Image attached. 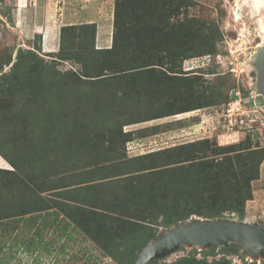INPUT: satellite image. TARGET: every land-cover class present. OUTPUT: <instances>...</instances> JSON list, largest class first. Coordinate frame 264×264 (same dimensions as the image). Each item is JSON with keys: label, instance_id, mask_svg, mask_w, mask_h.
Listing matches in <instances>:
<instances>
[{"label": "rangeland", "instance_id": "obj_1", "mask_svg": "<svg viewBox=\"0 0 264 264\" xmlns=\"http://www.w3.org/2000/svg\"><path fill=\"white\" fill-rule=\"evenodd\" d=\"M17 2V0H0V55L3 56L4 61L11 56L10 63L4 65L0 73V75L7 73L8 77L4 75L0 77V84L7 88L16 83L17 85L28 83L23 76L25 71H20L21 76H10L13 73L10 68L19 51L35 50V47H40V51L35 50V52L47 62H51L48 56L58 51L56 49V52L45 53L42 35L32 33L34 29L38 30L49 0H38L37 5L30 7V11L25 14L19 12ZM180 2L186 5L181 7L177 17H172V21L179 20L178 22L185 25L190 20L188 27L190 34L189 37H185L184 32L181 31L180 35L175 34L177 40L174 38L170 44L180 54L187 53V56L179 65H174L172 71L169 68L161 69L164 72L159 76L161 85L157 88L153 80L152 94H126L129 98L119 94L122 110H119L118 116L120 120L126 119L130 122L127 118L136 114L139 109L146 118L153 114L158 115L166 104L170 107V102L181 96L192 97L195 101L192 105L197 109L128 125L113 124L114 120L103 124H90L84 121L74 123L75 126L72 125L67 131L60 126L64 121L68 123L75 120L70 117L68 108L76 104L73 96L76 93L75 87L68 85V82H64L58 75H51L42 80V74L36 70L41 79L35 84L33 80H36L31 78L30 82L34 90L28 84L26 90L29 94L13 92L6 95L9 108L21 112L28 109L29 112L37 113L40 128L47 129L44 135L41 134L42 142L39 143L37 155L39 159L48 161L45 164L36 162L33 165V172L36 174L34 187L43 198H47L48 203L51 200L48 204L50 210L57 211L60 217L66 218L67 210L78 213L77 208L71 209L78 206L71 203L76 197L77 200L88 203L87 208L92 209L91 206L94 204L110 206L108 204L118 190H123L124 194L128 182H121L114 187L110 180L100 181L102 176L121 177L129 171L150 169L154 176L145 178L146 185L160 188L162 182L168 183L169 180L168 184L176 187L178 183L174 182L177 173H187L189 165L216 166L222 163L226 177V172L230 174L229 176L235 177L234 172L239 168L243 169L250 164L257 166L252 169L253 173L243 178L238 176L234 180L238 181L243 190L251 193V198L245 202L243 211L236 215L229 211L223 212L222 216L225 217L223 219L245 223L264 221V109L254 105L255 82L251 67L255 52L264 46V0H180ZM23 20L25 24L21 25ZM215 27L221 35V40L215 45V53H210L209 44L216 32L214 30L207 34L204 33V28L215 29ZM57 43L59 46V41ZM1 56L0 64L4 62L1 61ZM58 65L60 66H57V70L60 72L77 69L76 65L70 66L67 62ZM231 69L235 70V74L231 73ZM181 77L185 79L181 80ZM114 82L111 81L112 84ZM114 89L110 87L109 91L114 92ZM1 90L0 94H3ZM85 91L95 98L101 91L106 92L101 85L95 86L92 93ZM17 94L19 95L15 97L14 95ZM24 95H28L25 101ZM234 101L239 104L241 114L244 110V116H253L254 124H247L245 120L243 121V115H238V111L234 110V115L236 118L241 117L242 123L237 119V125L233 122L232 127L228 128L226 110L238 106L237 104L228 106ZM152 102L153 105L150 104ZM64 108L67 109L66 115ZM72 109L81 113L82 104L76 108L71 107ZM83 118L85 117L80 119ZM107 123L109 124L106 125ZM70 134L74 137L70 138ZM20 135L25 136V131L22 130ZM190 143L192 145L185 146L182 151L180 149L166 151L174 146ZM0 147L9 151L12 158L21 160L19 153L8 148L7 139L3 138L2 134H0ZM226 147L232 149L226 150ZM159 150L164 151L161 156L134 161L139 156ZM35 154H30L29 157ZM239 155L242 157L236 161L234 157ZM229 158L232 164L228 163ZM82 162L88 163V166L82 168ZM104 168L110 169L102 172ZM1 170H11V167ZM86 172L88 175L84 177ZM7 177L6 174H0V185L6 187L5 191L2 186L0 187L2 208L8 206V202L14 201L23 191L21 186H15L16 192L12 193L9 189L11 183ZM87 181L96 182L95 184L98 185L95 186L98 187H93L94 184L89 183L88 189H83L85 187L81 186L73 189L63 188L70 182L75 184ZM53 188L60 189L50 191ZM19 197L21 198V195ZM210 200L221 207L220 201L216 198L210 197ZM157 218L159 221L162 220V216ZM240 218L242 221H239ZM78 219L84 220L79 217ZM193 219L201 218L196 216L189 218V220ZM66 220L70 221V219ZM70 222L72 223L71 238L59 235L60 228L55 229V233L43 235L41 243L34 239L30 248L14 245L13 249H5L0 253V264L2 261L7 264H117L105 256L103 249L93 244L76 227L75 221ZM164 229L166 228H158L157 234ZM23 230L25 231L24 228ZM19 237L26 245L29 234L21 233ZM211 249L213 250L181 247L175 253L156 260L157 264H173L178 259L192 254L197 261L192 264H264V252L261 256L252 258L243 253L240 245L235 249L230 248L229 253L219 248Z\"/></svg>", "mask_w": 264, "mask_h": 264}, {"label": "trees", "instance_id": "obj_2", "mask_svg": "<svg viewBox=\"0 0 264 264\" xmlns=\"http://www.w3.org/2000/svg\"><path fill=\"white\" fill-rule=\"evenodd\" d=\"M183 5L186 4H182L180 0H114L113 28L109 48H95V25L86 24L64 26L60 29L58 51L48 56L51 62L44 61L42 57L37 55L35 50L40 51V47H35V50L19 51L10 68L13 70L10 76H21L19 75L20 71H25L23 76L28 83L24 85H17L16 83L9 88L0 84V89L5 94H0V134L7 139L8 148L15 150L22 158L21 160L14 159L9 151L7 152L0 147V157L11 167V170L0 169V174L8 176V181L12 184L9 186L12 193L16 192L15 186H21L23 191L15 197L14 201L8 202V206L0 207V253H3L5 249H13L14 245L30 248L34 239L41 243L40 240H42L43 235L45 236L50 232L55 233V229L58 228L61 230L59 235L71 238L70 225L72 223L70 221H75L76 227L93 244L103 249L105 256L117 264H132L136 252L156 236L158 228H168L179 222H185L191 216L214 220L225 218L222 213L226 211L233 212L235 215L241 214L245 202L251 198V193L243 190L238 181L235 182L234 180L238 176L243 178V176L253 173L251 172L252 169L257 167L254 164L236 170L234 172L235 177L229 176L228 172L225 173L227 177L224 175L225 167L222 163L216 166L191 164L187 167V173H177L174 182L175 184L178 183L176 187L168 184L170 183L169 180L168 183L162 182L160 188L159 186L152 188L153 186L146 185L144 183L145 178L154 176L150 169L129 171L121 177L102 176L100 181L110 180L114 187L121 182H128L124 194L123 190H118L108 204L110 206L94 204L91 206L92 209H88V203L81 202L76 197L71 203L78 206L71 209L77 208L78 213L67 210L66 218L60 217L57 211L50 210L48 204L51 200L48 203L47 198H43L34 187L36 174L33 172V165L36 162L45 164L48 161L39 159V155H37L39 143L42 142L41 134L44 135L47 129L40 128L37 113L29 112L28 109L21 112L7 106L6 99L8 96L6 95L13 92L29 94L26 90L28 84L34 90L30 80L34 78L36 81L33 80V83H38L41 76L36 70H39L43 76L42 80L51 77V75H58L64 82H68V85L75 87L76 94L73 96H75L76 104L71 107L76 108L82 104V112L79 113L75 109L71 110V107L68 108L71 116L69 113L68 115L75 120L62 123L60 127L67 131L72 125L75 126L74 123L84 121H88L90 124H103L114 120L113 124L128 125L197 109L195 105H192L195 103L192 97L181 96L170 102V107L166 104L158 115L153 114L146 118L139 109L136 114L127 118L130 119V122H127L126 119L120 120L118 116L119 110H122L119 94H124L125 98L128 97L126 94H152L151 82L154 80L157 88L161 85L159 76L164 74L161 69L169 68L172 71L173 66L179 65L187 56V53L180 54L170 44L176 37L175 34L180 35L181 31L184 32L185 37H189L190 20L185 25L178 22L179 20L172 21V17H177V14L181 12ZM214 30L216 35L210 41V48L208 49L210 53H215V45L221 40V35L216 27L215 29L204 28V33L207 34ZM175 40L177 39L175 38ZM1 59L4 61L3 56ZM5 59L0 64V73L3 66L10 63L11 56ZM64 62L69 63L70 66L76 65L77 69H69L65 72L58 71L57 66H60L58 63ZM3 75L8 77L7 73L1 74L0 77ZM183 79L185 77H181V80ZM112 80L115 81L113 84L111 83ZM97 85H101L106 92L101 91L100 94H95L98 96L96 98L92 94L86 93L85 90L92 93ZM110 87L115 88L114 92L109 91ZM18 95L14 96L17 97ZM27 97L28 95L23 96L24 101ZM150 104L153 105L154 102ZM87 105L89 106L87 107ZM66 112L67 109L64 108V115ZM82 117L85 118L80 119ZM22 130L26 134L23 137L20 135ZM88 130L92 131V129ZM109 130L107 129V131ZM69 137L74 136L70 134ZM188 145L192 144H185L184 147L174 146L166 151L169 152L171 149L182 151ZM225 149L231 150L232 148L226 147ZM163 152L159 150L144 154L134 161L161 156ZM34 153L36 154L29 157L30 154ZM241 157L239 155L234 158L238 161ZM227 161L232 164L230 158ZM82 164V168L88 166L86 162H82ZM109 169L104 168L102 172ZM215 169L218 170L208 173V171ZM87 175L88 172L84 174V177ZM89 183L96 182L87 181L75 184L70 182L63 188L73 189V187L81 186L85 187L83 189H88ZM1 186L5 191V185L1 184ZM58 189L60 188H53L50 191ZM91 197L92 194H90V199ZM210 197L219 200L221 207L213 203ZM70 207L72 206L70 205ZM158 216H162V220L159 221ZM78 217L84 220H79ZM66 219H70V221L68 220V222ZM239 221L242 219L240 218ZM21 233L29 234L26 245L23 244L24 240L19 237ZM237 246L239 247L238 244H233L221 250L229 253L230 248L235 249ZM209 250L213 249L209 248ZM196 262L191 254L178 259L173 264ZM1 263L7 264L5 261ZM157 263V260H153L149 264Z\"/></svg>", "mask_w": 264, "mask_h": 264}, {"label": "water", "instance_id": "obj_3", "mask_svg": "<svg viewBox=\"0 0 264 264\" xmlns=\"http://www.w3.org/2000/svg\"><path fill=\"white\" fill-rule=\"evenodd\" d=\"M255 82L256 107L264 105V46L257 49L251 62ZM258 94V96H257ZM242 246L246 256L257 258L264 252V221L235 222L228 219H193L164 229L139 249L132 264H148L175 253L181 247L226 248Z\"/></svg>", "mask_w": 264, "mask_h": 264}, {"label": "crops", "instance_id": "obj_4", "mask_svg": "<svg viewBox=\"0 0 264 264\" xmlns=\"http://www.w3.org/2000/svg\"><path fill=\"white\" fill-rule=\"evenodd\" d=\"M17 1L19 12L25 14L30 11V7L37 5L38 0L34 2L33 0ZM113 1L49 0L47 10L45 9V14L41 17L42 21L38 30L34 29L32 33L42 35V46L43 49H46L45 53H53L58 49L57 41H59L58 37L62 27L93 24L95 25V48H109L112 35ZM30 3L31 6H29ZM20 24H25V21L23 20ZM95 185L93 187H98Z\"/></svg>", "mask_w": 264, "mask_h": 264}, {"label": "built area", "instance_id": "obj_5", "mask_svg": "<svg viewBox=\"0 0 264 264\" xmlns=\"http://www.w3.org/2000/svg\"><path fill=\"white\" fill-rule=\"evenodd\" d=\"M231 73L232 74H235V70L234 69H231ZM235 105V104H237V101H234V102H232V103H230V104H228V106L230 105ZM238 106H235L233 109H232V107H230V110H226V117H227V121H228V128H230V127H232V125H233V122H235V125H237V119L239 120V123H242V118L241 117H239V118H236V116L234 115V110H236V111H238V115H240V116H242L243 115V121L245 120L246 121V123L247 124H254V122H255V120H254V118H253V116H244V110H243V114H241V110H240V107H239V104H237ZM232 115H233V117L234 118H232ZM232 119H233V121H232Z\"/></svg>", "mask_w": 264, "mask_h": 264}, {"label": "bare ground", "instance_id": "obj_6", "mask_svg": "<svg viewBox=\"0 0 264 264\" xmlns=\"http://www.w3.org/2000/svg\"><path fill=\"white\" fill-rule=\"evenodd\" d=\"M264 3V2H263ZM261 4H259L260 6ZM256 96V95H255ZM258 96V94H257ZM261 107L264 109V105H261ZM0 168H8L7 164L4 162V160L0 157Z\"/></svg>", "mask_w": 264, "mask_h": 264}]
</instances>
